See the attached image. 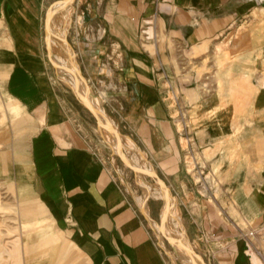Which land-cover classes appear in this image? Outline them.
Returning <instances> with one entry per match:
<instances>
[{"label": "crops", "instance_id": "obj_1", "mask_svg": "<svg viewBox=\"0 0 264 264\" xmlns=\"http://www.w3.org/2000/svg\"><path fill=\"white\" fill-rule=\"evenodd\" d=\"M56 1L0 0V86L22 111L8 168L23 205L21 223L29 226L21 241L14 240L15 263L170 264L151 225V206L144 212L118 180L88 134L83 109L55 77L44 21ZM78 5L80 19H88L91 28H98V20L105 23L107 39L126 54L131 88L119 110L125 128L167 176L183 207L187 239L201 245L210 264H264L258 251L264 252V0H79ZM64 7L54 4L47 21ZM151 20L155 25L144 29ZM234 26L242 29L232 45L239 53L219 68L211 90L205 91L196 71L174 74L173 45L199 48ZM93 47L103 49L99 43ZM84 62L91 70L96 59L91 55ZM157 63L163 73L156 71ZM162 75L190 106L193 145L222 183L224 209L199 194L182 163Z\"/></svg>", "mask_w": 264, "mask_h": 264}, {"label": "rangeland", "instance_id": "obj_2", "mask_svg": "<svg viewBox=\"0 0 264 264\" xmlns=\"http://www.w3.org/2000/svg\"><path fill=\"white\" fill-rule=\"evenodd\" d=\"M62 2H64L65 6V0L56 1L52 5ZM78 4L79 0H73L71 4L73 12L65 38L74 50L80 68L79 66L73 67L74 54L69 48V69L74 77L81 81L85 79L86 84L82 82L84 85H88L90 94H94L93 96L97 97V100L101 102L116 132L106 124V116L103 115L95 100L91 96L83 94L72 85L67 84L65 79H63L61 71L58 69L60 56L57 50L59 48L56 50L54 38H52L50 31L51 21L57 17L51 18L47 21L48 24L46 23L47 14L50 10V7H48L44 21V41H46V56L51 63L55 77L60 85L66 87L68 92L73 94L74 100L79 103V109H83V118H85L88 134H90L96 150L101 152L107 165L114 171L118 180L137 197L140 207L144 212L146 210L149 214L150 211H147V209L148 206H151L153 211L151 225L154 228L157 241L166 251L170 264H196L191 260V256L187 253H182L181 249L190 250L193 254L203 258L206 264H210L206 254L201 251V245L190 237L188 240L185 235L183 207L179 205L176 195L170 189V184L166 179L167 176L163 175L161 171L158 172L160 169L153 163L138 139L125 128V121L119 109L122 105L125 106V92L131 88V81L127 78L129 70L126 54L118 46L113 45V41L107 39L105 23L98 20V28L94 26L91 28V26H87L89 23L88 19L86 21L80 19L79 13L81 12V8ZM60 12L62 15L65 10H60ZM78 21H81V27ZM152 25L154 26L155 22L151 20L150 22H146L143 28L145 29L148 28L145 26ZM241 32L242 29L239 26H234L231 30L224 32L219 39L197 45L199 48H194L196 45L187 47L173 45L174 62L172 69H174V74L181 76L189 71H196L201 77L200 84L204 87L205 91L211 90L215 84L213 80L219 74V68L225 65L227 61H233L235 55L239 53V50L233 49L232 45L241 39ZM145 36L146 34L144 33L143 38L147 41L148 38H145ZM158 37L164 42L165 37L162 33ZM154 39L157 40L158 38L154 36ZM96 43L101 44L103 49L96 51L95 47L92 48V45L95 46ZM149 49L151 53L156 55L154 45H151ZM91 55L95 57L96 62L90 70L85 66L84 60L87 56L91 57ZM156 66V71L163 73L161 63H157ZM160 80L166 89L163 100L172 108V119L175 120V125H177V131L179 132L180 147L183 149L182 163L188 169L197 185L199 194H202L211 202L220 205L224 209L226 204H219V199L223 195L222 183L216 177L215 170H210L207 162L201 156L198 147H194L193 145L194 131L192 115L189 113L190 106L185 104L179 88L171 83L169 77L162 75ZM123 94L124 96H122ZM21 117L22 111L19 106L8 97L0 86V264H16L15 260L17 258H15L14 240L21 241L22 235L28 233L27 229L29 228L28 224L21 223L24 216L21 212L23 205L16 198L15 184H13V180L10 178V168H8L14 161V139L17 133L16 127ZM100 119L103 122L102 127L107 131L108 135H105V132L102 131ZM121 137L139 146L145 152L143 161L149 165L147 174L140 177V163L136 160L138 155L130 147L123 145L119 141ZM207 156H210V154ZM155 175L166 183L172 194L159 186ZM179 177L184 180V173H181ZM146 183L147 187L149 185L150 187L152 186L151 194L146 199L147 209H145L144 204ZM159 189L167 191L175 198L178 208L175 220L172 216L173 209L171 202L168 198L160 196V193H158ZM163 206L166 210L165 219L163 216ZM228 206H230L233 212L235 211L232 204L228 203ZM175 232L180 233L183 237V247L177 244L174 238ZM243 234L247 236V234ZM16 251L18 256H20L19 247ZM258 251L263 252V249H258ZM260 255L264 257V254Z\"/></svg>", "mask_w": 264, "mask_h": 264}, {"label": "bare ground", "instance_id": "obj_3", "mask_svg": "<svg viewBox=\"0 0 264 264\" xmlns=\"http://www.w3.org/2000/svg\"><path fill=\"white\" fill-rule=\"evenodd\" d=\"M72 2H73V0H65V6L66 7H64L62 9V11L65 10V12L62 15L58 16L57 18H55V19H53L51 21L52 23H51V26H50V31H51V34H52V38H54V44L56 46V50H57V48H59V50H57V53L60 56V62H59V65H58V69L61 71V75H62L63 79H65L67 84L72 85L76 89L80 90L83 94L85 93L86 95L91 96L93 98V100H95V102L97 103L99 109H101V111L103 112V115L106 116V124L108 125V127L110 129H113V131H115V128L112 125L111 121L109 120V116L106 115L104 107L102 106L101 102H99L97 100V97L93 96L94 94L93 95L90 94V92H89L90 90L88 88V85H84V83L86 84L85 79L84 80L82 79V81L84 82L83 83L81 80H79L78 78L74 77V75L71 73V70L69 69V66H70V54H68L69 46H68V43H67V40H66L65 36H66L67 30H68V28L70 26L71 14L73 12L72 11L73 10V6L71 5ZM55 5H57V4H55ZM53 6H52V8H53ZM49 12H48V14H49ZM48 14H47V17H48ZM73 67H75V68L78 67L75 58H74ZM100 123H101V127H102L103 122H102L101 119H100ZM102 129L106 133V135H108L107 131H105V129L103 127H102ZM119 141L121 143H123V145H126L127 147H130L138 155L136 160L140 163V168H141L140 177H142L144 174H147L149 165H147L143 161V159L145 158V152L142 151L139 148V146L135 145L134 143L133 144L130 143L128 140H126L123 137H121ZM163 183H164V181H163ZM164 184L166 185V183H164ZM146 187H147V183H146ZM149 187H150V185H149ZM149 187L145 188V191H144L145 194H146L145 199H144L145 209H147L146 199L151 194V187L152 186L150 188ZM158 193H160V196L162 198H168L169 201L171 202L172 209H173L172 216H173V219L175 220L177 218V214H178V208H177V204H176L175 198L172 197L167 191L165 192L162 189H159ZM147 211H149V209H147ZM174 234H175L174 238H175L177 244H179L180 247H183V244H184L183 237L178 232H175ZM181 252L189 254V256H191V258H192L191 260L193 262H195L196 264H206L204 262L203 258L193 254L188 249H181Z\"/></svg>", "mask_w": 264, "mask_h": 264}, {"label": "built area", "instance_id": "obj_4", "mask_svg": "<svg viewBox=\"0 0 264 264\" xmlns=\"http://www.w3.org/2000/svg\"><path fill=\"white\" fill-rule=\"evenodd\" d=\"M261 236H262V239L264 240V233H262ZM260 254H264V252H260Z\"/></svg>", "mask_w": 264, "mask_h": 264}]
</instances>
